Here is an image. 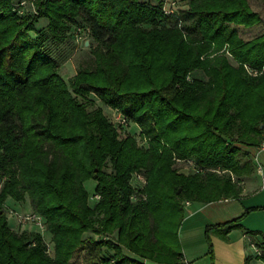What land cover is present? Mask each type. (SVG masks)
<instances>
[{
  "label": "trees",
  "instance_id": "16d2710c",
  "mask_svg": "<svg viewBox=\"0 0 264 264\" xmlns=\"http://www.w3.org/2000/svg\"><path fill=\"white\" fill-rule=\"evenodd\" d=\"M32 2L26 19L12 0H0V264H69L87 241L84 232L114 230L112 239L96 241L112 250L102 263L178 264L183 201L239 197L237 180L210 168L251 169L244 146L263 138L264 31L243 39L230 25L251 26L258 12L249 0H187L173 15L164 0ZM39 17L55 42L80 17L97 42L93 68H78L67 83L56 58L29 33ZM244 64L261 72L252 75ZM91 90L135 122L148 146L77 96ZM191 155L204 172L173 166ZM135 171L144 172L142 188L131 182ZM88 179L99 195L94 204ZM26 195L51 234L52 254L40 231L8 225L5 199ZM243 215L205 225L211 264V235L226 237L243 226ZM257 245L264 262V237Z\"/></svg>",
  "mask_w": 264,
  "mask_h": 264
},
{
  "label": "rangeland",
  "instance_id": "374dc122",
  "mask_svg": "<svg viewBox=\"0 0 264 264\" xmlns=\"http://www.w3.org/2000/svg\"><path fill=\"white\" fill-rule=\"evenodd\" d=\"M147 1V0H141ZM187 0H164L163 10L167 14H178L183 8L187 6ZM13 9L18 13L21 14L23 18L30 19L34 14V4L32 0H12ZM249 4L251 8L257 11L260 16V20L251 25V26H243L240 24L230 23L234 29L237 30L239 36L243 39L251 38L261 32L264 31V0H249ZM46 17H39L37 21H35L34 26L35 28L31 30L29 33L31 36L36 37L37 40L41 41L43 47L56 58L59 63V72L63 76V78L68 83V80L75 74L76 70L81 67H89L93 68L94 65V57H93V48L96 45V40L90 35V30L88 26L81 20L80 17L71 23L70 28L67 30L68 35L60 42H55L52 40L46 31ZM164 23V22H162ZM229 60L235 64V60L230 57V54H227ZM249 66V65H248ZM195 75L202 76V73L198 71ZM71 89V88H70ZM82 100H86L88 108H94L99 106L107 117L109 122H112V117L114 114L119 113L120 111L109 104L104 103L100 97L98 91L91 90L84 94L77 95ZM121 113V112H120ZM114 125V124H113ZM116 126V125H115ZM125 134H129L137 140V144L147 147L148 143L145 138L140 135V128L139 126L133 122L132 120L127 119V123L124 125V128H119ZM264 137V133H263ZM263 140V139H262ZM261 140V141H262ZM260 141V142H261ZM191 159V160H189ZM191 161H193L191 163ZM173 166L176 168L178 172L188 174L193 173L196 171L204 172L205 169H202L197 163V157L191 155L190 157L186 158H175ZM220 166H216L215 168H210L213 172H216L219 175L229 173L232 177V180L238 181V175L240 173H245L249 170L248 166H245L242 170L238 172H230L229 170L220 169ZM145 175L142 171H135L131 176V182L136 188H142L145 183ZM1 182V180H0ZM95 180L88 179L85 181V188L88 191V202L90 204H94L96 200H98L99 195L93 192ZM144 196V193H141ZM138 196H132V199H136ZM29 197L26 195L24 201H17L11 197H7L2 205L5 210L6 218H8V225L11 230H15L20 232L22 230H37L40 231L41 236L46 244V251L49 254L53 253V242L51 240V234L48 231L46 225L44 224L43 227H39L32 222H26L20 224L15 216L16 212L24 213V212H35V210L29 204ZM37 213V212H36ZM179 229V227H178ZM180 234V232H178ZM116 230H114L110 235H98L91 231H86L83 233L82 237L87 239L86 242H83L81 245L77 247L74 251L72 257H70L69 264H100L102 261L103 256H106L111 253L112 250L108 249L105 245H100L96 243L99 240L103 239H112L115 236ZM180 240V250L184 251L186 259L181 263L178 264H202L203 260L199 258L190 257L189 255L192 253H199L197 248H188V246L183 240L182 236H179ZM185 243V244H184ZM190 245V244H189ZM185 247V249L183 248ZM122 251L130 256H137L130 250L125 247H122ZM97 259V263L95 262ZM146 264H166V263H159L152 259H143ZM181 260V259H180ZM205 261V260H204Z\"/></svg>",
  "mask_w": 264,
  "mask_h": 264
},
{
  "label": "crops",
  "instance_id": "0c3cea01",
  "mask_svg": "<svg viewBox=\"0 0 264 264\" xmlns=\"http://www.w3.org/2000/svg\"><path fill=\"white\" fill-rule=\"evenodd\" d=\"M262 139L256 145L244 146L252 155V168L237 176V182L241 186L239 197H223L209 202L183 201L184 213L178 234L185 240L188 246L186 249L195 247L199 250V253L189 256H197L196 258L203 260L202 264H211L204 236L205 225L223 222L243 213L242 227H234L223 238L217 234L211 235L212 264H244L245 260L249 264H264L259 257L257 245L264 237V149L260 148L264 137ZM246 207L249 209L245 212ZM249 230H255L256 233L251 235ZM181 252L182 263L186 256L184 251ZM95 262H98L97 259Z\"/></svg>",
  "mask_w": 264,
  "mask_h": 264
},
{
  "label": "built area",
  "instance_id": "2783aa9c",
  "mask_svg": "<svg viewBox=\"0 0 264 264\" xmlns=\"http://www.w3.org/2000/svg\"><path fill=\"white\" fill-rule=\"evenodd\" d=\"M245 70H247L250 74L256 75L261 72V70H258L257 68L248 66L247 64H244ZM189 78V76H187ZM112 122L116 126H121L122 128L127 123V118L122 113L114 114L112 117ZM261 149H264V143L260 145ZM191 160V159H189ZM193 161H191L192 163ZM16 219L20 224L26 223V222H32L33 224H36L39 227H43L44 221L40 214L36 212H24V213H15Z\"/></svg>",
  "mask_w": 264,
  "mask_h": 264
},
{
  "label": "water",
  "instance_id": "95a60500",
  "mask_svg": "<svg viewBox=\"0 0 264 264\" xmlns=\"http://www.w3.org/2000/svg\"><path fill=\"white\" fill-rule=\"evenodd\" d=\"M260 126H262V124H260Z\"/></svg>",
  "mask_w": 264,
  "mask_h": 264
}]
</instances>
